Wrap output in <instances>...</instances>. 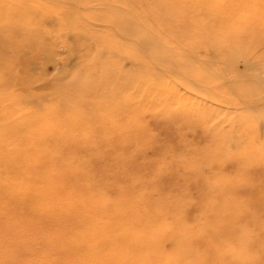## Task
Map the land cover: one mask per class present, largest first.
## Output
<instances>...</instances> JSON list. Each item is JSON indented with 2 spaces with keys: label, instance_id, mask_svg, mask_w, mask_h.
<instances>
[{
  "label": "rangeland",
  "instance_id": "374dc122",
  "mask_svg": "<svg viewBox=\"0 0 264 264\" xmlns=\"http://www.w3.org/2000/svg\"><path fill=\"white\" fill-rule=\"evenodd\" d=\"M36 164L99 264H264L228 243L264 219V0H0V184ZM45 233L0 264H74Z\"/></svg>",
  "mask_w": 264,
  "mask_h": 264
},
{
  "label": "bare ground",
  "instance_id": "6f19581e",
  "mask_svg": "<svg viewBox=\"0 0 264 264\" xmlns=\"http://www.w3.org/2000/svg\"><path fill=\"white\" fill-rule=\"evenodd\" d=\"M143 12L148 13L149 8H146L145 10H143ZM136 16L138 18L144 17L141 15ZM118 18H123V22L125 21L124 18H126V16L123 17L121 14H118L114 19L116 20ZM228 28L230 29V27ZM136 30L138 33L136 32ZM136 30L134 31V34H139L141 38L144 37L142 33V27ZM143 89L147 90L146 86H144ZM17 153L20 152H16V154ZM4 157H6V154L2 156V158ZM7 159L9 163L11 162L10 164H13V156L8 155ZM29 161H33V157H31ZM36 165L38 166V169L36 170V173L34 175L40 176V179L30 180L27 178V174L20 173L21 178L19 177V179H15L13 182L15 183L14 188L10 185L3 188L4 184H0V190H3V192H0V238L2 246H6L8 242L16 243V240L21 239L23 234L26 236V234L29 232L33 234L31 235L30 239L34 240L44 235L42 234L39 236H35L34 234L36 231L45 230V239L44 237L43 239L46 241L47 244H49V247L53 250L58 247L60 252H68L67 258H70L74 264H99L101 259L98 258V256L92 255L88 257L87 254L83 253V251L80 249L76 250V252L70 251L68 248V244L65 243L68 240L78 239L77 237L82 239V236L86 232H81L77 234L75 230V233L71 234L67 231L66 226L70 229H73L70 224V221L67 219V213L70 210V207L68 204L62 201V199L66 198L59 194L60 184L57 182L62 180L58 181L56 179H53V176L58 175L59 171L61 170H59L57 168L58 166L55 165ZM5 181L6 180L2 182L5 183ZM68 197L69 201L66 200L67 203L73 204L74 196L72 195V192L68 194ZM259 201L260 204L264 207V201ZM241 211L242 217H251V220L253 222H257L258 224H260L258 228L261 231H256L253 235H250L244 231L243 227L239 228L238 236L231 237L228 240V243L232 245V251L229 255L230 259L244 255L242 252V245L247 240H252L254 241V243H257V241H261L262 243H264V219H261V221L258 220L256 217L253 216V214L249 213L251 212L249 211V209L244 211L241 209ZM253 212H255L254 209ZM52 223L54 227L52 226ZM14 225L18 226V231L21 234H9L11 233V229ZM254 225L256 229L257 225L255 223ZM119 228L120 230L127 229L128 223L120 224ZM65 231L68 232L69 236L67 235L66 237H63ZM240 233L242 234V236L240 235ZM10 236H12L13 238H10ZM239 242H242V245H240L241 243ZM261 251H264V248L261 247ZM3 253L5 254L6 251H3ZM116 253L117 252L114 251H105L102 254V260L108 261V263L111 264L118 258V255ZM261 254L264 255L263 252ZM170 257L171 256H168L166 259H169ZM237 264H246V262H242L241 260H239Z\"/></svg>",
  "mask_w": 264,
  "mask_h": 264
}]
</instances>
